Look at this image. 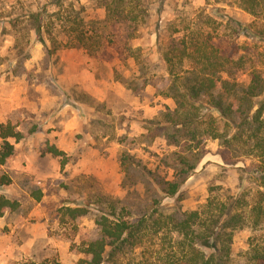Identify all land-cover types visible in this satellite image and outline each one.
<instances>
[{
    "label": "trees",
    "instance_id": "obj_1",
    "mask_svg": "<svg viewBox=\"0 0 264 264\" xmlns=\"http://www.w3.org/2000/svg\"><path fill=\"white\" fill-rule=\"evenodd\" d=\"M90 1L102 16L89 17L82 0H48L30 9L26 20L11 25L34 32L47 56L63 49L96 55L111 48L120 61L134 66L128 77L117 74L121 84L134 96L152 86L172 105L141 121V143L161 140L168 149L154 169L129 153L120 157L125 182L144 187L140 209V203H133L135 211L118 215L111 203L113 209L102 211L96 218L99 236L85 241L88 258L81 264H235V234L245 228L264 229V62L260 60L264 53L257 50L264 44V29L228 14L218 22L202 11L186 22L168 20V42L163 45L162 8H155L153 0ZM249 2L251 6L241 8L253 15L264 13V0ZM154 17L157 49L165 65L162 75L151 73L149 55L133 44ZM27 136L12 124L0 126V164L16 154L10 139L18 142ZM209 140L218 142L224 164L257 159L254 170L243 171L257 174L253 180L259 186L253 195L245 189L232 194L221 188L197 209L185 210V188L202 164ZM48 152L64 155L53 146ZM8 183L9 179H0V186ZM165 199L172 202L164 203ZM19 208L18 201L0 196V218ZM68 212L76 219L87 210L68 208ZM249 248L246 264H264V241L253 239Z\"/></svg>",
    "mask_w": 264,
    "mask_h": 264
},
{
    "label": "rangeland",
    "instance_id": "obj_2",
    "mask_svg": "<svg viewBox=\"0 0 264 264\" xmlns=\"http://www.w3.org/2000/svg\"><path fill=\"white\" fill-rule=\"evenodd\" d=\"M46 1L0 0V126L12 124L28 135L18 142L10 139L16 154L0 164V179H9L0 186V196L20 203L18 211L0 218V264H81L88 258L83 252L85 241L99 236L96 218L102 211L113 209L112 203L118 215H126L135 211L133 203H140L139 209L142 205L144 187L125 182L121 155H134L154 169L168 150L161 140L141 143V121L155 117L172 101L156 94L152 86L134 96L121 84L117 74L128 77L134 68L131 63L120 61L111 48L96 55L63 49L47 56L34 32H21L19 26L11 25L14 20H26L30 9ZM153 1L155 8H162L163 45L168 42V20L186 22L202 11L218 22L228 14L264 29L263 12L253 15L241 8L251 6L250 0ZM82 3L89 17L102 16L92 1ZM216 7L224 11H212ZM156 20L133 44L149 55L151 73L162 75L165 65L157 49ZM257 50L263 54L264 44ZM260 60L264 62V55ZM52 146L64 155L53 156L48 152ZM257 162L245 158L235 165L224 164L218 142L207 141L203 162L185 188L183 208L197 209L210 195L220 194L221 188L232 194L245 189L253 195L259 186L253 180L257 174L243 169L252 171ZM68 208H83L87 213L73 219ZM253 239L264 241V229L245 228L235 234V264L247 263Z\"/></svg>",
    "mask_w": 264,
    "mask_h": 264
}]
</instances>
